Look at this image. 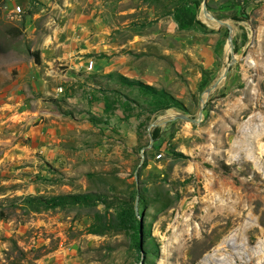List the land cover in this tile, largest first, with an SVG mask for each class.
<instances>
[{
  "label": "rangeland",
  "instance_id": "rangeland-1",
  "mask_svg": "<svg viewBox=\"0 0 264 264\" xmlns=\"http://www.w3.org/2000/svg\"><path fill=\"white\" fill-rule=\"evenodd\" d=\"M93 3L26 0L9 17L0 0V264H264V0H127L140 7L129 16L172 14L213 56L185 102L124 78L140 141L107 161L86 129L48 124L72 107L35 48L44 20ZM165 105L178 114L150 140V113ZM65 194L78 202L34 199Z\"/></svg>",
  "mask_w": 264,
  "mask_h": 264
},
{
  "label": "crops",
  "instance_id": "crops-1",
  "mask_svg": "<svg viewBox=\"0 0 264 264\" xmlns=\"http://www.w3.org/2000/svg\"><path fill=\"white\" fill-rule=\"evenodd\" d=\"M25 1L5 0V13ZM126 3L119 0V8L113 10L107 0H94L87 9L74 8L69 17L61 14V22L55 25L46 19L49 32L35 45L42 60L56 66L58 98L66 108L72 107L68 116L59 113L48 124L62 134L77 135L78 131L84 136L81 130L86 129L88 139L97 142L95 159L97 154L104 155L106 161L140 141L139 123L144 117L123 107L127 104L124 78L162 89L185 102L199 86L200 69L209 68L213 56L205 38L198 33L193 38L195 33L179 29L172 14L157 13L147 5V18L129 16L140 7L129 8ZM36 14L26 15L30 35ZM89 59L91 69L86 67ZM116 91L120 97L113 96ZM176 114L170 105L150 113V140L154 130L157 138L163 136ZM96 163L93 166L99 169Z\"/></svg>",
  "mask_w": 264,
  "mask_h": 264
},
{
  "label": "trees",
  "instance_id": "trees-1",
  "mask_svg": "<svg viewBox=\"0 0 264 264\" xmlns=\"http://www.w3.org/2000/svg\"><path fill=\"white\" fill-rule=\"evenodd\" d=\"M38 59V56H35V60ZM168 105H165L163 108L167 107ZM157 137V130H154L152 132V138L155 139ZM78 196L75 194H65V195H57L55 197L51 198H42L40 196L35 197L34 199L37 200L40 204H42L43 207H51L55 205H59L61 203H64L65 200L68 202H78Z\"/></svg>",
  "mask_w": 264,
  "mask_h": 264
},
{
  "label": "built area",
  "instance_id": "built-area-1",
  "mask_svg": "<svg viewBox=\"0 0 264 264\" xmlns=\"http://www.w3.org/2000/svg\"><path fill=\"white\" fill-rule=\"evenodd\" d=\"M23 12V7L19 4H14L13 8L7 13L9 17L19 16ZM86 67H92V60H88L86 63ZM161 152H156L155 157H159Z\"/></svg>",
  "mask_w": 264,
  "mask_h": 264
},
{
  "label": "bare ground",
  "instance_id": "bare-ground-1",
  "mask_svg": "<svg viewBox=\"0 0 264 264\" xmlns=\"http://www.w3.org/2000/svg\"><path fill=\"white\" fill-rule=\"evenodd\" d=\"M231 214H232V213H231ZM226 240H227V239H226ZM223 241H224V240H223ZM212 255H214V253H212ZM212 255H211V256H212ZM207 256H208V255H207ZM209 257H210V254H209ZM209 257H208V258H209ZM208 260H209V259H208Z\"/></svg>",
  "mask_w": 264,
  "mask_h": 264
},
{
  "label": "water",
  "instance_id": "water-1",
  "mask_svg": "<svg viewBox=\"0 0 264 264\" xmlns=\"http://www.w3.org/2000/svg\"><path fill=\"white\" fill-rule=\"evenodd\" d=\"M209 89V88H208Z\"/></svg>",
  "mask_w": 264,
  "mask_h": 264
}]
</instances>
